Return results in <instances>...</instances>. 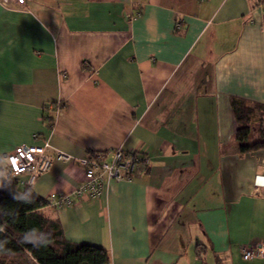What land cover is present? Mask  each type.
<instances>
[{"label":"crops","instance_id":"0c3cea01","mask_svg":"<svg viewBox=\"0 0 264 264\" xmlns=\"http://www.w3.org/2000/svg\"><path fill=\"white\" fill-rule=\"evenodd\" d=\"M234 98L264 106L260 0H0V160L44 142L72 156L32 187L49 201L90 155L148 160L97 200L44 210L111 264H264L243 259L264 245V149L241 153ZM260 130L258 115L245 145Z\"/></svg>","mask_w":264,"mask_h":264},{"label":"trees","instance_id":"16d2710c","mask_svg":"<svg viewBox=\"0 0 264 264\" xmlns=\"http://www.w3.org/2000/svg\"><path fill=\"white\" fill-rule=\"evenodd\" d=\"M231 106L241 153L264 149V130L258 140L245 145L255 117L264 116V106L236 98ZM44 118L51 120L49 115ZM25 180L13 176L0 160V264H111L107 250L67 241L59 221L44 211L51 201L37 195ZM33 229L43 235L46 244L34 247L24 242V235Z\"/></svg>","mask_w":264,"mask_h":264},{"label":"built area","instance_id":"2783aa9c","mask_svg":"<svg viewBox=\"0 0 264 264\" xmlns=\"http://www.w3.org/2000/svg\"><path fill=\"white\" fill-rule=\"evenodd\" d=\"M24 5V0H15ZM264 3V1L262 2ZM50 145H21L8 153L4 160L15 177L26 179V184L33 187L39 177L47 173L54 160L72 162L73 157L60 151L51 156ZM148 160L138 152L116 149L109 154L90 155L79 161L85 171L84 182L70 193L59 195L51 201L57 210L72 207L83 199L97 200L101 198L104 188L111 181H131L144 170ZM256 187L264 188V176H256ZM243 259L251 261L264 259V245L243 250ZM205 264V263H203Z\"/></svg>","mask_w":264,"mask_h":264},{"label":"clouds","instance_id":"9594fccd","mask_svg":"<svg viewBox=\"0 0 264 264\" xmlns=\"http://www.w3.org/2000/svg\"><path fill=\"white\" fill-rule=\"evenodd\" d=\"M24 242L31 243L34 247H39V246H42V244L47 243L43 235L38 233V231L35 229H33L32 231L24 235ZM0 247H3V246L0 245Z\"/></svg>","mask_w":264,"mask_h":264},{"label":"rangeland","instance_id":"374dc122","mask_svg":"<svg viewBox=\"0 0 264 264\" xmlns=\"http://www.w3.org/2000/svg\"><path fill=\"white\" fill-rule=\"evenodd\" d=\"M261 131H262V130H260L259 132H257V133L255 134V136L257 135V137L254 136L256 140L260 138V137H259V136H260L259 134H260ZM258 135H259V136H258ZM258 137H259V138H258ZM251 143H252V142H251Z\"/></svg>","mask_w":264,"mask_h":264}]
</instances>
